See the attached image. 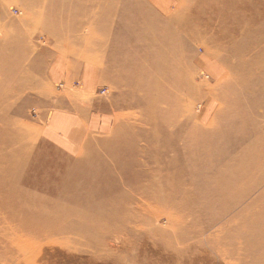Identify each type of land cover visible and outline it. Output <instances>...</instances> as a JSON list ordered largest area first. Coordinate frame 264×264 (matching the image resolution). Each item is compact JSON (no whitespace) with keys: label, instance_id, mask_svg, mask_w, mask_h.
Here are the masks:
<instances>
[{"label":"rangeland","instance_id":"obj_1","mask_svg":"<svg viewBox=\"0 0 264 264\" xmlns=\"http://www.w3.org/2000/svg\"><path fill=\"white\" fill-rule=\"evenodd\" d=\"M143 1L148 11L155 10L151 7L156 5L153 0ZM34 2H42L38 14L32 13L34 9L31 5L34 6ZM159 2L167 4L168 10H173L178 4V0ZM131 3L132 0H122L115 7L118 12L115 16L114 32H111L108 44L94 49L93 53L90 52L89 43L85 40L90 41L88 38L91 27H99L102 31L104 21L100 19L90 25L87 23L80 32L84 40L59 27L71 25L75 19L74 15L78 18L85 15V10L78 0H19L10 5L11 19L22 21L15 22L9 27L6 25L0 27V132L3 127L11 133L14 132L17 123L19 127L28 130L33 143L28 165L18 168L19 175L23 172V179L20 176L21 180L15 183L16 188H21L20 190L25 192L23 188L28 189L32 183L40 188L59 179L68 181L79 174L89 178H105L110 170H114L116 178L122 181H120L122 188H119V191L117 188L112 187L111 190L105 187L104 183H99H102L100 188L104 189V193L110 192L107 194L108 200L110 198V201L120 200L121 194L126 193L123 183L132 186L131 182L141 178L152 180L149 172L143 171L142 174L134 171L133 157L136 154H143L145 162L142 163H148L150 171L157 169L149 157L155 144L153 134L157 132L159 140L157 139L156 144L161 148L166 145L171 147L168 154H164L166 157L164 167L159 168L163 170L159 181L182 185L181 192L188 196L173 200L174 203L179 202L182 205L180 212L185 213L183 223L174 224L171 218L168 220V214H175L176 211L175 208L169 207L170 209L157 212L158 219H151L150 224L164 233L181 230L186 232L194 225H198L203 229V233L183 244H204L214 255L216 264L219 262L262 264L264 261L257 257L249 258L247 247L251 241L248 236L250 228L246 214L252 207L249 206V202L259 200L258 197L264 192V38L258 42L250 39L258 27L264 28V5L259 6L256 15L253 16L258 18V23L229 41L227 46L217 49L210 40L211 37L205 35L192 49H185L179 53V59L185 61L186 71L191 72L192 83L187 86L186 83L183 85V81H179L180 87L178 84V88L175 89L178 91L171 96L167 107L157 111L160 121L154 128L149 117L143 112L144 105L140 103L138 106L135 102L138 97L130 92L131 84L128 79L138 68L135 61L140 59L139 47L143 43L142 39L135 38L129 33L130 22L133 21ZM156 6L161 9V6ZM158 9L156 11H159ZM156 14L159 15L158 12ZM160 17L167 19V16ZM177 40L178 38L174 42L177 43ZM52 50L65 52L66 56H73L78 60L94 61L100 70L101 79L97 95L102 100L109 101L108 104H111L116 112L112 133L93 137L90 143L87 140L79 155H70L59 150L43 136V120L46 114L51 112L52 105L53 89L46 71V63ZM92 54H99V59L94 60ZM202 54L212 62L227 61V63L223 61L222 66L224 72H229V76L226 74L217 80L207 73L208 70L203 64L198 66V58ZM23 63L25 66H22ZM149 70L146 68L145 72ZM176 71L177 67L172 63L169 77H174ZM193 92L197 93L196 97L191 96ZM186 98L190 99L187 117L181 109L179 110L181 101ZM171 109L179 111L173 113ZM4 112L6 113L3 114ZM10 139L11 135L7 134V140ZM2 145L0 143L4 157L17 154L15 146L7 143ZM122 168L125 170L123 173ZM177 171H182L181 175H178ZM0 176L4 177L2 170ZM259 180L263 181L259 189H249L251 181L256 184ZM82 182L81 178L80 184L68 188L69 193L77 195L82 202L88 198L99 201L101 197H105L104 194H94ZM112 184L115 186L114 182ZM213 187L222 189L210 191ZM7 191L6 185L0 186V194ZM135 194L144 195L140 191ZM233 200L236 201L234 204ZM88 207L89 205H85L82 208L88 210ZM127 212L130 213V219L135 220L136 215L132 214V209ZM121 221L118 219L115 223L110 221L107 226L114 231L115 229L111 227L124 226ZM2 222L0 216L1 228L4 227ZM224 229L238 232L231 243L234 247L241 246L242 255L231 259H222L219 256V249L216 248L214 239H210V235ZM143 232L141 231L143 241L145 240L149 247L145 250L137 249L139 245L137 247L131 245L133 238L126 243L129 246L124 247L126 238L119 236L122 232H118L119 235L111 239L113 253L123 257L119 261L108 256L102 259L95 256L97 258L92 260L90 256L93 253L89 251H73L78 252L76 258L70 250L64 249L61 245L46 243L39 255L44 256H37L35 260L27 262L22 258L16 260L15 256H8L9 258L5 260L0 258V264H92V262L148 264L144 261L151 262L149 264H162L159 262V254L155 251L154 243H160L163 236L148 239ZM252 244L258 250L263 249L260 238L253 239ZM201 252L192 249L188 255L198 256ZM196 262L198 263V259Z\"/></svg>","mask_w":264,"mask_h":264},{"label":"bare ground","instance_id":"obj_2","mask_svg":"<svg viewBox=\"0 0 264 264\" xmlns=\"http://www.w3.org/2000/svg\"><path fill=\"white\" fill-rule=\"evenodd\" d=\"M78 1L83 6L85 15L79 18L74 15L75 19L71 22V25L59 27L61 30H65L69 34L76 35V37L84 40L80 32L87 23L90 25L100 19L104 21L102 31L99 27H91L88 38L90 41L85 40L89 43L90 52L93 53L95 52L94 49L108 44L111 32H114V27L116 26L115 16L118 11L115 7L122 0ZM150 1L152 2V0ZM159 1L153 0V3L161 6V9H158L154 4L155 7L153 5L151 7L155 8V10L153 9L154 11L151 10L150 12L143 0H132L130 7L133 21L131 20L132 22H130L129 26V33H132L135 38L143 40V43H140L141 47H139L141 51L140 59L135 61L138 68L133 71L132 76L128 79L131 84L130 92L138 97L135 100L138 106L140 103L144 105L145 109H143V112L149 117L150 123L154 128L158 126L160 121L156 114L157 111L167 107L166 104L172 99L171 96L178 91V89L177 91L175 89L178 88L179 81H183V85L186 83L187 86L192 83L191 72L186 71L185 61L179 59V53L185 49H192L205 35L211 37L210 40L217 49L218 47L227 46L229 41L244 34L247 29L258 23V18L253 16L256 15L259 6L264 5V0H178L176 7L173 10H168V5L160 4ZM31 7L34 9L32 13L38 14V11L40 13L42 2H34V6L31 5ZM156 8L159 11H156ZM160 16H167V19ZM177 38L178 42L176 43L174 41ZM263 38V27H258L250 37L254 42H258ZM92 56L94 60H96L95 58L99 59V54H92ZM223 61L212 62L204 54L198 58L199 65L209 66L210 70L215 74L221 72L219 63H223ZM90 62L94 63V61ZM224 62L227 63V61ZM172 63L177 67V71L173 75L174 77L170 78L169 70ZM22 66H25L24 63ZM95 66L98 67L96 64ZM146 68L150 69L149 72H145ZM196 94V92H193L191 96L196 97ZM189 101L190 99L186 98L180 104L179 110H182L185 117L188 116L187 106ZM179 110L171 109L173 113H177ZM1 126L3 125L1 124ZM15 128L12 133L4 129V127L0 132V143L13 145L17 149V154L10 157L9 155L4 157L0 149V171L2 170L4 174V177H2L3 175L0 176V186L6 185L8 187L7 192L0 194V216L4 226L3 228L0 227V239L2 240V248L0 249L1 260L8 259V256H15L16 260L22 258L26 262L35 260L43 252V245L47 243L61 245L64 249L70 250L71 254L76 258L78 252L73 251H89L94 255H91L90 259L98 256L102 259L104 256H108L119 261L123 257L120 254L113 253L111 239L119 235L118 232H122L119 236L122 235L126 238V240L124 239V247L129 246L126 243L133 238L131 245L136 247L139 245L137 249L142 248V250H145L149 247L145 244V240L143 241L144 236L142 237L141 231H144L148 239H157L156 237L160 238V236H163V240L160 243H154L155 251L159 254V262H162V264H216L214 255L207 250L204 244H193L195 246L183 244L185 241L194 239L203 233V229L198 225H194L186 232L181 230L174 233H164L150 224L151 219L158 217L157 212L164 211L169 207L175 208L176 211L175 214H168V220L171 218L174 224L183 223L185 213L180 212L182 205L179 202L174 203L173 200L188 196V194L183 195L181 192L182 185L172 182L165 184L159 181L163 173V170L160 169L164 167V161L166 160L164 154H168L171 147L166 145L161 148L156 144L157 139L159 140L157 132L153 134L155 144L149 155L154 167H157V169L155 170L154 168V170L151 169L150 171L148 163H142V161L145 162L143 154H136L133 157L134 171L142 174H144L143 171H147L152 180L141 178L131 182L132 186H127L123 183L126 193L121 194L120 200L110 201L111 198L107 199V194L110 192L104 193L105 191L100 188V185L104 183L105 187L111 190L114 187L113 189L117 188V191L122 188L120 185L122 181L116 178L114 170H110L105 178H89L79 174L78 177L68 181L59 179L55 183L50 182L45 184V187L40 188L36 187L35 183H32L28 189L23 188L25 192L21 191V188H16L15 183L21 180L20 176L23 179V172H20L19 175L18 168L28 165L33 143L29 137L28 130L19 127L17 123H15ZM7 134L11 135L10 140H7ZM116 168L118 169L117 165ZM118 170L121 171L120 169ZM124 171L122 168L121 173ZM177 172L178 175L182 173V171ZM81 178L83 179L82 183L90 191L94 194H104L105 197H101L99 201L88 198L85 202H82L77 195L70 194L69 189L80 184ZM112 182L115 183V186ZM261 183H263L262 180H259L256 184L251 181L249 189L257 190L260 188ZM220 189L222 188L213 187L210 191ZM138 191L144 195H136L135 193ZM258 199L249 202V206L252 207L246 214L250 228L248 236L251 241L247 249L249 258L255 259L257 257V259L264 261V192L260 194ZM23 200L26 202L24 203ZM235 202L233 200L232 204ZM85 205H89L88 210L82 208ZM129 209H132V214L136 215L135 220L130 219V213L127 212ZM117 219L122 220L121 222L124 223V226L119 228L111 227V229L113 228L118 232H115V230L111 231L107 224L110 221L115 223ZM127 223H129L128 227L126 226ZM237 234L238 232L236 231L229 232L224 229L210 235V239H214L216 248L219 249L217 251L222 259H231L234 256L242 255L241 246L234 247L231 243L233 237H236L234 235ZM255 238H260L263 249L258 250L252 244V240ZM137 240L141 241L135 242ZM180 244L183 245L181 246ZM227 244L228 246L226 247ZM213 247L216 249L214 245ZM192 249H198L202 252L198 256L188 255V252ZM217 251L216 254L218 255ZM45 252L46 250H44ZM60 254L62 253L60 252ZM197 259L198 263L196 262ZM15 263H18V261ZM144 263L149 264L151 262L144 261ZM218 264L221 263L219 262Z\"/></svg>","mask_w":264,"mask_h":264},{"label":"crops","instance_id":"obj_3","mask_svg":"<svg viewBox=\"0 0 264 264\" xmlns=\"http://www.w3.org/2000/svg\"><path fill=\"white\" fill-rule=\"evenodd\" d=\"M15 2L19 0H0V27H9L22 21L11 19L9 8ZM219 65L221 74L213 73L205 65L208 74L217 80L226 74L229 76L228 71L224 72L223 64ZM46 71L53 89L51 112L43 120V136L46 141L67 154L79 155L87 140L90 143L93 137L112 133L116 112L108 104L109 101H104L97 95L100 70L93 62L78 60L73 56H66L65 52L52 50L48 56Z\"/></svg>","mask_w":264,"mask_h":264}]
</instances>
